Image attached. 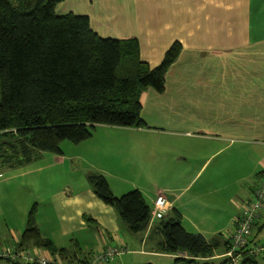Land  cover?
<instances>
[{
	"label": "crops",
	"instance_id": "1",
	"mask_svg": "<svg viewBox=\"0 0 264 264\" xmlns=\"http://www.w3.org/2000/svg\"><path fill=\"white\" fill-rule=\"evenodd\" d=\"M56 12L88 16L104 38L138 39L140 57L151 67L174 42L183 49L165 76V90L141 94L146 127L98 125L92 138L73 143L72 154H59L58 163L72 166L69 173L82 164L87 183L45 194L35 216L41 236L68 249V257L19 246L30 210L14 223L0 218V229L6 228L0 244L10 246L3 250L31 249L69 264L122 244L175 264V253L161 250L160 220L149 228L150 219L143 237L131 232L116 208L94 193L88 180L95 172L115 196L140 190L151 209L164 194L171 202L166 215L179 211L187 231L217 246L203 261L222 262L235 221L264 175V0H63ZM253 244L264 245V205ZM258 260L264 264V255Z\"/></svg>",
	"mask_w": 264,
	"mask_h": 264
},
{
	"label": "trees",
	"instance_id": "2",
	"mask_svg": "<svg viewBox=\"0 0 264 264\" xmlns=\"http://www.w3.org/2000/svg\"><path fill=\"white\" fill-rule=\"evenodd\" d=\"M62 1L0 0V157L8 153L4 161L13 166L31 163L37 151L61 154L63 142L86 141L98 125L146 127L141 94L148 88L165 90V76L183 49L174 42L161 64L151 67L140 57L138 39L104 38L88 16L57 14ZM89 182L131 232L145 231L152 209L140 190L115 196L99 173H91ZM35 215L36 205L19 246L68 257V249L41 236ZM159 229L162 252L191 256L176 258L175 264H230L228 259L203 261L217 246L187 231L177 210L160 220ZM258 263L246 249L240 264Z\"/></svg>",
	"mask_w": 264,
	"mask_h": 264
},
{
	"label": "rangeland",
	"instance_id": "3",
	"mask_svg": "<svg viewBox=\"0 0 264 264\" xmlns=\"http://www.w3.org/2000/svg\"><path fill=\"white\" fill-rule=\"evenodd\" d=\"M93 135L90 138H92ZM72 147L75 146L72 142L69 141H65L61 145V149L65 151V154H72L70 150V148ZM2 153L3 155L0 157V182H2L3 184L2 186H0V208L3 211H1L0 209V218L3 217V215L11 216V220H10L11 222L9 223L12 222L14 223L15 221H19V218L21 217V215H23V212L24 211L28 212L29 210H31V208L35 205L37 201L42 200V197L45 194L49 195L55 189L63 188L67 184L73 186H78V185L82 186L83 183H87L85 177H83L84 173L82 172L83 170L82 164H78V167H80V168L77 167L78 171L69 173L68 172L69 168H71L72 166L69 164L68 161L65 162L64 164L58 163L57 159L59 157V154L57 153L49 152V151H37L35 154L36 156L35 159L31 163L23 166H15V165L13 166L10 163L4 161L6 160L5 157L9 156V154L8 153L5 154V151H3ZM65 159L67 160V158ZM162 218L160 217L157 219H151V222L153 223H150L149 228L153 227L155 220H161ZM4 230H6V228L0 229V234ZM135 234H139V233H135ZM139 235L143 237L144 234L143 232H140ZM119 246H126V245L119 244ZM7 247L10 246H7L5 243L0 244V254L3 255V256L0 255V264H10L9 263L10 259L4 257L5 255L4 253H2L4 251H8V250H3L6 249ZM126 247H128L129 253L126 252L125 254L117 257L114 260L115 264H145L146 262L154 263V264L155 262L157 263L161 262L158 264L168 263L166 259L155 261L158 260V258H154L152 256L142 257L136 255V253L132 251L133 247L131 246H126ZM145 250H150V248L146 246ZM98 251H101V249ZM15 252L24 253L25 259H20L19 261H24L25 264L35 263V259L31 255L36 252H33L31 249H23ZM29 258L32 260H30ZM46 258L52 260L55 259V261L59 262L56 256L49 255L46 256ZM176 258H191V256L188 253H186L185 257L176 256ZM11 262L18 263L17 260L16 261L12 260ZM69 264H76V263H69Z\"/></svg>",
	"mask_w": 264,
	"mask_h": 264
},
{
	"label": "built area",
	"instance_id": "4",
	"mask_svg": "<svg viewBox=\"0 0 264 264\" xmlns=\"http://www.w3.org/2000/svg\"><path fill=\"white\" fill-rule=\"evenodd\" d=\"M263 205L264 175H262L257 186L255 187L252 198L247 201L241 211L240 216L235 221L234 231L230 240L229 248L223 254L224 258L230 261V264H240L244 259V251L248 248H250V254L255 257L264 255V245L253 244L250 246L252 229L256 220L260 216ZM170 209L171 202L164 194L160 193L157 195L154 201L150 219H157L160 217L162 218ZM128 251L129 249L126 246L112 245L94 253L87 261L78 262L76 264H108ZM2 253H4V257L9 258L10 260L18 261L20 259H25L24 253H17L15 251H4ZM31 256L35 259L34 264H62L55 261V259H48L44 256L42 257L36 254H32ZM175 256L185 257L186 253L177 252L175 253Z\"/></svg>",
	"mask_w": 264,
	"mask_h": 264
},
{
	"label": "bare ground",
	"instance_id": "5",
	"mask_svg": "<svg viewBox=\"0 0 264 264\" xmlns=\"http://www.w3.org/2000/svg\"><path fill=\"white\" fill-rule=\"evenodd\" d=\"M12 260H10V262H11Z\"/></svg>",
	"mask_w": 264,
	"mask_h": 264
}]
</instances>
